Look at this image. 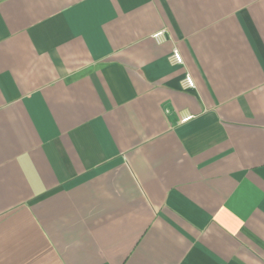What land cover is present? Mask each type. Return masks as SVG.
<instances>
[{"label":"crops","instance_id":"0c3cea01","mask_svg":"<svg viewBox=\"0 0 264 264\" xmlns=\"http://www.w3.org/2000/svg\"><path fill=\"white\" fill-rule=\"evenodd\" d=\"M0 264H264V0H0Z\"/></svg>","mask_w":264,"mask_h":264},{"label":"built area","instance_id":"2783aa9c","mask_svg":"<svg viewBox=\"0 0 264 264\" xmlns=\"http://www.w3.org/2000/svg\"><path fill=\"white\" fill-rule=\"evenodd\" d=\"M162 35H163V33H159L156 35V38H160ZM170 61L173 65H183L184 64L183 56L180 53V51L177 49H175L173 51L172 55L170 56ZM183 86L186 89L195 87V81L190 74H187L185 79L183 80ZM185 120H187V119H185Z\"/></svg>","mask_w":264,"mask_h":264}]
</instances>
